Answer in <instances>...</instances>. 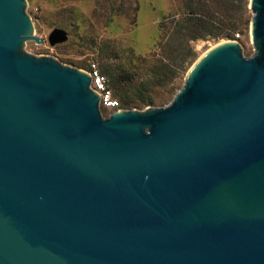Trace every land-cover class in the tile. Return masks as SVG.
<instances>
[{
	"label": "water",
	"instance_id": "obj_1",
	"mask_svg": "<svg viewBox=\"0 0 264 264\" xmlns=\"http://www.w3.org/2000/svg\"><path fill=\"white\" fill-rule=\"evenodd\" d=\"M253 53L206 49L161 106L102 116L0 0V264H264V0ZM67 38L54 26L49 44Z\"/></svg>",
	"mask_w": 264,
	"mask_h": 264
},
{
	"label": "rangeland",
	"instance_id": "obj_2",
	"mask_svg": "<svg viewBox=\"0 0 264 264\" xmlns=\"http://www.w3.org/2000/svg\"><path fill=\"white\" fill-rule=\"evenodd\" d=\"M242 1L245 3L242 6L239 34L234 32L232 38L206 34L204 37L189 40V45L194 51L193 58L188 63L186 60L188 58L185 57L182 69L181 66H177L175 74L168 80L147 89V94L153 100L151 104L142 105L132 102L125 107L108 88L111 96L117 100L118 108L143 109L145 106L166 104L183 84L188 67L206 49L220 41L236 40L243 55L252 54L254 49L249 38V20L252 12L248 0ZM133 3L136 4L133 14H117L111 21L104 23L92 14L94 0H62L57 3H51L48 0H25V9L31 19L33 34L42 40L34 42L33 39H25L23 50L33 55L51 56L61 63L83 71H86L90 63L94 62L100 70V49L106 44L115 51L116 56L112 57V61H125L127 49L130 48L138 55H146L148 60L144 66H148L155 60L154 57L160 56V51L155 45L158 38L157 23L165 14L175 12V16L179 17L182 12L181 0H133ZM54 26L66 29L67 38L62 42L49 44L46 36ZM151 52H153L152 56ZM103 77L105 79V75ZM98 106L102 116L108 115L113 110L100 103Z\"/></svg>",
	"mask_w": 264,
	"mask_h": 264
},
{
	"label": "trees",
	"instance_id": "obj_3",
	"mask_svg": "<svg viewBox=\"0 0 264 264\" xmlns=\"http://www.w3.org/2000/svg\"><path fill=\"white\" fill-rule=\"evenodd\" d=\"M48 1L57 3L62 0ZM244 3L242 0H181L182 12L179 17L174 12L159 19L155 45L160 56L154 57L155 60L148 66H144L148 57L138 55L130 48L127 49L125 61H112V57L116 56L115 51L111 46L103 45L99 71L105 75L106 86L125 107L132 102L151 104L153 100L147 94V89L168 80L175 74L177 66L182 69L185 57L188 63L193 58L194 51L189 40L206 34L232 38L234 32L240 33ZM134 10L136 4L133 0H94L92 14L107 23L117 14H133Z\"/></svg>",
	"mask_w": 264,
	"mask_h": 264
},
{
	"label": "built area",
	"instance_id": "obj_4",
	"mask_svg": "<svg viewBox=\"0 0 264 264\" xmlns=\"http://www.w3.org/2000/svg\"><path fill=\"white\" fill-rule=\"evenodd\" d=\"M86 72L90 76L89 86L98 93V104L100 103L111 109L118 108L117 100L111 96L110 91L106 86L105 79L94 62L90 63Z\"/></svg>",
	"mask_w": 264,
	"mask_h": 264
}]
</instances>
